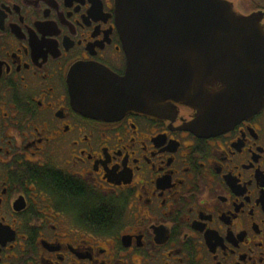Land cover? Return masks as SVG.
<instances>
[{
  "label": "flooded vegetation",
  "instance_id": "flooded-vegetation-1",
  "mask_svg": "<svg viewBox=\"0 0 264 264\" xmlns=\"http://www.w3.org/2000/svg\"><path fill=\"white\" fill-rule=\"evenodd\" d=\"M76 65L125 73L115 0H0V264H264V105L92 117Z\"/></svg>",
  "mask_w": 264,
  "mask_h": 264
},
{
  "label": "water",
  "instance_id": "water-1",
  "mask_svg": "<svg viewBox=\"0 0 264 264\" xmlns=\"http://www.w3.org/2000/svg\"><path fill=\"white\" fill-rule=\"evenodd\" d=\"M124 42L122 76L89 65L68 73L79 110L161 116L172 103L197 111L205 132H223L264 105L261 13L226 0H115Z\"/></svg>",
  "mask_w": 264,
  "mask_h": 264
}]
</instances>
